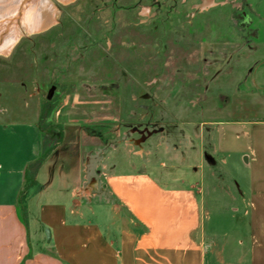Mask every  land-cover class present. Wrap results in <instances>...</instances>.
<instances>
[{"label": "rangeland", "instance_id": "374dc122", "mask_svg": "<svg viewBox=\"0 0 264 264\" xmlns=\"http://www.w3.org/2000/svg\"><path fill=\"white\" fill-rule=\"evenodd\" d=\"M48 1L55 22L0 54V118L41 111L51 153L67 146L95 190L84 207L120 215L103 185L116 156L164 163L160 177L170 183L185 178L186 157L201 166L195 181L225 179L233 188L235 180H264V0ZM246 121L254 123L228 128ZM220 132L228 164L212 153ZM235 205L210 192L206 228L236 227ZM99 211L85 220L111 221L109 209Z\"/></svg>", "mask_w": 264, "mask_h": 264}, {"label": "crops", "instance_id": "0c3cea01", "mask_svg": "<svg viewBox=\"0 0 264 264\" xmlns=\"http://www.w3.org/2000/svg\"><path fill=\"white\" fill-rule=\"evenodd\" d=\"M212 4L210 0L205 5ZM40 118L39 109L28 120L0 118V264H264V180L250 177L245 185L235 180L233 188L225 179L195 181L201 166L190 164L187 157L185 178L170 183L160 177L167 169L164 163L111 156L103 185L117 216L112 207L83 206L91 202L88 190H95L89 189L78 158L64 146L40 165L22 206L26 170L44 152ZM249 123L254 122L228 128ZM223 132L217 134L212 153L228 164ZM143 141L138 142L141 157ZM190 153L193 156V150ZM241 160L249 165L248 157ZM218 190L236 203L231 217L237 224L215 233L206 228L214 211L206 201ZM106 208L110 222L85 220L87 214L96 216Z\"/></svg>", "mask_w": 264, "mask_h": 264}, {"label": "bare ground", "instance_id": "6f19581e", "mask_svg": "<svg viewBox=\"0 0 264 264\" xmlns=\"http://www.w3.org/2000/svg\"><path fill=\"white\" fill-rule=\"evenodd\" d=\"M70 3L74 0H59ZM0 0V54L7 55L23 35H33L48 28L58 15L48 0ZM21 26L18 27V23Z\"/></svg>", "mask_w": 264, "mask_h": 264}, {"label": "trees", "instance_id": "16d2710c", "mask_svg": "<svg viewBox=\"0 0 264 264\" xmlns=\"http://www.w3.org/2000/svg\"><path fill=\"white\" fill-rule=\"evenodd\" d=\"M40 120L41 121L39 122L38 126L42 132V136L44 139V146H45L44 152H43L42 156L37 161L30 164L26 170L25 184H24L23 190H22L21 195H20V203L22 206H24L28 191L30 190L31 187H33L36 184V172H37L38 168L48 158L49 154L51 153V151L53 149V147L46 145L52 139H49L47 136L44 135V131H43L44 128L41 124V122H43V119H40Z\"/></svg>", "mask_w": 264, "mask_h": 264}, {"label": "water", "instance_id": "95a60500", "mask_svg": "<svg viewBox=\"0 0 264 264\" xmlns=\"http://www.w3.org/2000/svg\"><path fill=\"white\" fill-rule=\"evenodd\" d=\"M54 93V90H50L49 94H48V99H51L52 95ZM46 236H47V240L48 242H50V239H51V234H50V231L47 229L46 232H45Z\"/></svg>", "mask_w": 264, "mask_h": 264}]
</instances>
